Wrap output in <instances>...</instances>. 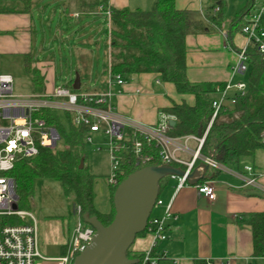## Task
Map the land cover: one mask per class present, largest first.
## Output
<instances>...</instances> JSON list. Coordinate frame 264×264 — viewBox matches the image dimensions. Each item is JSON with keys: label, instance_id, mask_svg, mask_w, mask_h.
Segmentation results:
<instances>
[{"label": "crops", "instance_id": "0c3cea01", "mask_svg": "<svg viewBox=\"0 0 264 264\" xmlns=\"http://www.w3.org/2000/svg\"><path fill=\"white\" fill-rule=\"evenodd\" d=\"M219 1L175 0L176 8L186 9L190 19L200 22L204 28L203 31L186 35V76L191 83H202L209 89L228 82H246L248 72V68L244 74L234 73L232 70L237 62L235 51L247 43L245 35L241 32L233 35L231 41L236 47L234 49L227 40L230 21L228 24L223 22L218 29L206 18ZM223 1L226 3V0ZM108 3L117 8L153 9L156 0H108ZM255 4L256 0L248 14L254 11ZM13 5L16 8L13 12L0 13V37L21 52L23 60L25 54L31 56L32 66L43 77V91H49L58 85L56 80L60 74L58 76L55 71V59L50 49L56 39L65 43L61 44L67 47V55L70 59H75L74 78L79 76L78 90L82 91L81 75L87 70L86 74L91 73L99 40L104 37L107 62V11H83L77 5V0H28ZM257 5L264 9V0ZM26 6L28 9L22 10ZM102 32L104 37L100 36ZM105 69L101 75L96 76L89 91H108L112 110L119 115L132 117L144 124H154L160 113H166L162 109L170 107L172 103L194 104L193 94L178 93L173 83L161 80L159 73L130 75L123 78L121 85L115 82L107 85ZM74 78L68 77L64 84L73 89ZM232 94L233 89L228 92L229 97ZM212 96L215 98L218 94L214 92ZM231 106L228 105L227 110ZM173 121L175 123L176 118ZM201 133L199 131L195 136ZM196 145L194 139L188 138L185 146L189 153L179 152V157L188 160ZM223 166V171L210 166L204 174L202 169L198 170L197 179L205 177L204 182L213 186L216 195L213 200L197 190L195 183L198 180L189 181L186 186L175 190V180L167 178L159 193L161 204L153 208L155 211L151 215L161 217L165 206L170 205L173 218L166 221L167 238L155 242L153 234L146 231L135 237L131 250H154L165 259L158 264H207L209 261L212 264H225L227 260L229 264L262 263L259 257L253 256L250 227L240 222L244 219L242 215L264 210L263 191L257 187L243 186L241 178V174L248 176L244 166H251L257 184L264 187V148L255 150L252 156L243 157L236 164ZM76 207L75 205V211ZM69 234H66L67 240Z\"/></svg>", "mask_w": 264, "mask_h": 264}, {"label": "trees", "instance_id": "16d2710c", "mask_svg": "<svg viewBox=\"0 0 264 264\" xmlns=\"http://www.w3.org/2000/svg\"><path fill=\"white\" fill-rule=\"evenodd\" d=\"M23 0L21 2H27ZM255 0H245L237 14L230 20L227 40L230 46L235 33L241 32L244 17L252 9ZM83 11L97 10L108 13V51L105 74L120 75L122 78L144 72L160 74L163 81L174 84L176 91L181 94H193V105L172 103L162 111L172 114L176 118L173 125H169L167 134L173 137L197 135L208 126L212 114V100L214 88L209 89L202 83H191L186 76V44L188 33L203 31L200 22L190 19L186 9H178L175 0H156L153 9L117 8L109 5L108 0H77ZM218 11L206 15L209 23L220 29L224 22L225 3L220 0ZM16 8L12 3L0 2L1 12H13ZM28 6L22 10H27ZM264 29V17L261 18ZM238 50V49H237ZM247 55L248 72L246 90L236 95L234 104L215 118L207 131L200 153L207 156L213 152V158L223 165H231L240 159L252 156L255 150L264 148V54L256 45L248 44ZM29 54L24 55V72L30 79L33 92L44 90L43 77L32 66ZM79 91V90H77ZM48 123L55 126L61 137V147L54 152L46 147H39L35 157L30 161H17L10 175L14 178L19 203H24L35 188V181L39 178H49L57 181L62 192L66 195L73 193L74 202L80 208V215L88 213L107 225L113 218L112 194L116 185L128 174L147 165L164 164L159 156V148L153 142H142V151L135 155L131 151L120 154V169L116 182L109 183V197L111 208L109 212H100L95 206L94 175L90 173L86 164L85 137L89 133V125L81 123L73 125L69 113L58 114L47 112L44 114ZM83 166L79 167L80 160ZM201 163L195 161V166ZM170 166L183 167L174 162ZM218 171V170H217ZM165 177L159 182V193ZM202 177L195 184L204 182ZM252 233L253 256L264 254V210L242 215ZM4 222H19L15 217L0 216V225ZM146 232V229L136 236ZM65 248V247H64ZM130 259H136L140 264L144 252H135L131 248L126 252ZM150 255L156 258V263L165 260L154 250Z\"/></svg>", "mask_w": 264, "mask_h": 264}, {"label": "built area", "instance_id": "2783aa9c", "mask_svg": "<svg viewBox=\"0 0 264 264\" xmlns=\"http://www.w3.org/2000/svg\"><path fill=\"white\" fill-rule=\"evenodd\" d=\"M23 1V0H0ZM263 7L248 14L242 27V33L247 39L244 47L236 50L237 62L232 67L234 73L244 74L247 71L248 44L257 46L264 54V29L261 24ZM213 12L218 11L215 6ZM123 84L120 75H107V85L111 83ZM246 82L238 81L215 85L214 92L218 97L212 100L211 119L206 129L199 135L173 137L167 134L170 121L175 116L160 113L154 124H144L132 118L119 115L112 110L109 103L108 91H77L67 85H56L49 91L33 92L27 95L16 94L13 91V77L6 72H0V216L15 217L19 222H4L0 225V264H72L74 257L90 243L94 229L81 219L80 208L76 207L79 218L68 236L67 250L63 255L47 257L40 253L37 247V221L31 212L19 208V196L16 192L14 178L9 174L17 161H30L36 156L39 147H46L51 151L60 148L61 137L55 126L48 123L44 114L55 112L69 113L73 125L85 123L89 125V133L103 129L107 136V151L111 163L109 183H115L120 169V154L124 150L139 155L142 142H153L159 148L161 161L168 165L174 162L184 170L182 176H171L175 180V190H179L189 183L187 178L199 159L215 170L223 171L225 167L213 158V152L204 156L200 153L205 136L211 122L233 105L235 96L244 93ZM233 89L229 97L228 92ZM89 133L85 141H91ZM192 138L197 145L188 160L179 157V152H188L185 141ZM201 167H198L200 170ZM248 176L241 174L243 186L260 188L264 194V187L257 184L255 173L251 166H244ZM197 190L209 199H215L214 188L209 182L197 184ZM161 204L159 197L154 207ZM16 205V208L13 206ZM173 218L170 205L167 204L161 217L150 216L146 231L154 236L155 242L165 240L166 221ZM264 264V254L259 257ZM156 258L150 255V250L144 252L140 264H155ZM227 260L225 264H229ZM207 264H212L210 261Z\"/></svg>", "mask_w": 264, "mask_h": 264}, {"label": "rangeland", "instance_id": "374dc122", "mask_svg": "<svg viewBox=\"0 0 264 264\" xmlns=\"http://www.w3.org/2000/svg\"><path fill=\"white\" fill-rule=\"evenodd\" d=\"M245 0H226L224 22H228L237 14ZM256 0L253 10H258L260 5ZM7 4H17L19 1H0ZM264 11V9H262ZM104 32L100 36L104 37ZM10 37V36H8ZM105 37L99 40L98 48L93 59V69L81 75V90L89 91L94 84L96 76L101 75L106 66ZM60 39L53 41L50 48L55 59V71L60 74L56 84L65 85L68 77L74 78L75 59H70ZM0 37V72L10 73L13 77V91L16 94L27 95L33 93L31 82L24 72V60L21 52ZM15 46V45H14ZM40 47V44H38ZM49 49L48 45H45ZM37 49V48H36ZM42 58V57H40ZM69 73V74H68ZM65 75H68L66 78ZM86 83V85H84ZM91 141L85 142L86 164L94 175L95 205L101 212L111 208L109 197L108 177L111 175V163L107 151V136L103 129L90 132ZM62 141H60V144ZM62 146V145H61ZM60 146V147H61ZM175 167V166H174ZM166 180V179H165ZM164 180V181H165ZM163 183V182H162ZM73 193L64 194L60 184L49 178H39L35 181L34 192L26 198L24 203H19V208L31 212L37 221V247L41 254L47 257L63 255L66 250V234L71 233L79 215L75 211ZM155 209V208H154ZM152 210L151 215L155 210ZM65 247V248H64Z\"/></svg>", "mask_w": 264, "mask_h": 264}, {"label": "water", "instance_id": "95a60500", "mask_svg": "<svg viewBox=\"0 0 264 264\" xmlns=\"http://www.w3.org/2000/svg\"><path fill=\"white\" fill-rule=\"evenodd\" d=\"M79 76L73 80V89L79 88ZM170 125L174 121L169 122ZM83 166V160L79 167ZM203 174L208 165L201 162ZM198 167L188 173L191 182L198 179ZM184 170L166 164L143 166L128 174L119 182L112 194L114 215L109 224L103 225L96 216L81 214V219L94 229L87 244L73 259L72 264H135L136 259L127 257L126 252L136 235L145 230L156 199L159 197V182L165 177L182 176ZM16 208V205L13 206Z\"/></svg>", "mask_w": 264, "mask_h": 264}]
</instances>
